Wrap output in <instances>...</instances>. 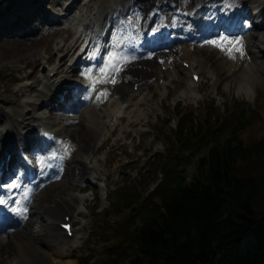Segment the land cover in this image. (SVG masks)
I'll use <instances>...</instances> for the list:
<instances>
[{
	"label": "rangeland",
	"instance_id": "1",
	"mask_svg": "<svg viewBox=\"0 0 264 264\" xmlns=\"http://www.w3.org/2000/svg\"><path fill=\"white\" fill-rule=\"evenodd\" d=\"M9 1L1 2L2 6L0 7H5ZM11 1H14V5L20 2L19 0ZM67 1L54 0L62 7ZM84 1L78 0L82 8L76 12L75 16L90 18L96 8L101 7V0L92 3L91 7L88 8ZM260 3L261 0H252L248 5L257 6ZM46 5L45 9L52 11L57 16L58 11L52 10L48 2H46ZM57 29L55 27H43L39 36L32 39V42L26 41L24 44L15 42V40H22L17 37H11L12 40H7L8 38L0 40V106H4L6 112H12L14 116L18 117L26 108L23 101H28V98H32V95L36 93V90L29 87L34 78L23 79L31 71V67L24 66L23 61L14 63L13 60H22L26 53L33 57L46 56L48 53L42 49L43 40L52 39L51 37L55 35ZM259 30L264 34V24L260 26ZM250 32L249 30L248 34L244 33L239 37H246L245 34L249 35ZM55 37V44L53 45L55 50L51 52L53 59L57 54H55V51L59 46L60 34L55 35ZM246 38L248 39V37ZM215 40H218V38ZM9 41H13V49L4 48L5 44H9ZM210 41H213V39ZM210 41L196 44L193 50V57L204 54L210 66L209 72L203 73L199 82L190 87L187 83L189 82L188 74L183 75L176 72L175 69L177 68L171 63L165 66V62H161L162 66L159 65V71L163 72L165 69L168 71L164 76L159 75L160 84L151 89L152 99L143 104L142 101L148 92L147 90H149L145 87L139 90L135 99L131 101L132 104L136 103L135 105H130L125 112L123 109L120 111L121 114L125 113L126 117L131 110L137 109L141 114L140 118L149 121L148 125L130 126L127 124V120L122 121L120 119V121L116 120L111 123V126L109 125L102 132L100 146L88 159V164L93 167L91 171L95 182L82 187L78 181H74L65 173L62 174V178L59 179L57 184L52 185L51 188L45 186L40 189L42 201L37 209L39 212L43 211L41 207H43L44 202L49 206L53 205L54 189L65 198L71 192L79 196H86L85 200L80 203L78 211L72 217L75 235L68 238V244L73 246L69 251V255L63 258L66 264H85L87 262L88 264H100V261L108 258L109 254L121 248L122 240L127 238L125 230L131 223V219L121 218L120 213L117 215L116 213L112 215V213L116 209L118 211L123 210V208L126 209L123 206L121 196L136 192L133 199H138L142 194L147 195L146 193H150L155 186L154 184L150 185L151 178L157 175V178L160 179L163 175L158 161L169 157L173 152V146L166 145V141H170L172 133L176 131V125L180 118V115H177L178 112L190 114L182 120V125L188 127L191 118L194 123H197L203 118L204 114H206L204 120L209 117V123L214 122V118L218 117L220 111L216 109L207 111L209 110L208 106L215 107L224 104L225 107L228 106L229 111H239L244 107V113L249 118V123L254 124L255 119L248 116L251 108L257 102H259L260 110L264 108V55L257 54L255 48H251L249 53L246 50L241 53L236 50L239 46L237 42L234 43L235 47L231 50L224 48L228 40L219 41L218 43H211ZM244 41L245 38L239 43L243 44ZM263 44L262 42L259 43L260 47L264 49ZM26 46L28 47L25 49ZM164 51L167 53L170 49L165 48ZM36 52L38 53L34 55ZM233 57L235 60H231ZM42 61L43 63L38 65L36 74V78L38 77L39 80L48 68L52 67L49 65L50 63ZM193 63L196 64L197 62L194 61ZM18 66L22 68L17 69ZM177 66L180 67L179 61ZM229 66L234 71H229V76L226 78V70ZM194 68L198 70L200 67L194 65ZM17 79L23 81H16ZM230 80H232V84ZM40 86L39 84L38 87ZM21 87H23L22 90H20ZM128 87L131 89V85ZM77 106L80 110L81 106L79 104ZM49 107H40V113H52ZM113 108L109 104L107 107L108 112ZM259 109L255 110L257 118L261 116L257 111ZM66 111L69 113L68 109H64L65 115ZM102 119L110 120L107 114ZM252 130L253 133H256L257 129L252 128ZM124 131L127 132L126 135H124ZM63 148L67 147L64 146ZM193 165L194 162L192 161L186 170L189 180L194 173ZM60 167L62 166L59 165L58 168ZM252 167L257 170L259 168L264 169V154L252 163ZM32 204L35 205L34 202ZM134 205L137 209L132 216L138 212V204L134 203ZM54 209L52 213L56 215ZM27 218L30 220L35 219L32 216ZM107 218L109 223L114 225L112 226V232L117 230L120 234L112 248L109 245H99L101 237H106L105 233L100 231L102 230V221ZM119 222L120 224H118ZM32 229V226H28L29 231ZM34 231L36 230L34 229ZM254 243L255 239L253 237L247 238L244 240L242 248L250 247ZM5 246L11 247L10 243Z\"/></svg>",
	"mask_w": 264,
	"mask_h": 264
},
{
	"label": "bare ground",
	"instance_id": "2",
	"mask_svg": "<svg viewBox=\"0 0 264 264\" xmlns=\"http://www.w3.org/2000/svg\"><path fill=\"white\" fill-rule=\"evenodd\" d=\"M1 2L3 3L5 0H0V6H2ZM134 2L135 0H120L119 2L120 5L123 3L121 7L122 10L128 9L126 14H123L124 18L119 22V25L124 26L126 29L129 28L131 30L130 35H136L143 29H157V24L153 23V21L158 23L157 21H160L161 19H169L172 21V23H175L176 19L180 17L181 21L180 24H178V28L182 27L183 36L193 35L196 32L192 37L189 36L191 42L179 46L174 45L169 54L162 52L156 53L155 56H152V60L154 62L153 65L148 64L146 59H136L135 56L131 55L130 51H126L124 54L115 51L114 54L116 57L127 58V62L121 63L119 60L116 61V67L119 70H114L116 74L112 75L114 72H111V75L109 76L110 78L114 79V83H95L91 100H87V103L84 104V109L81 111V113L76 111V103L73 105L71 101H69L61 108L55 109L52 107V113H49L51 116H48L39 112L38 105H47L50 101L49 98L52 99V101H56L53 99L56 97L58 98L60 91H64L67 87L72 88V86L68 82L69 79H65V75L64 78L60 76V83H63L64 86L60 87L59 90L55 91L57 88L55 82L48 84V86L45 88L42 86L41 89H37L38 85L40 84L39 78H36L38 65L43 63L42 60L50 64L53 63L54 60L52 58L51 52L55 50L53 47L55 44V35L60 34V41H63V44L57 48V51L62 52L60 65L58 67L54 66L50 68L48 73L45 74V77L48 79L49 72L55 70L62 72L65 69V72L74 73L75 69H71L69 66L66 67L67 57L75 53L83 41V37L81 36L82 32L77 33L75 28L68 27L64 30L58 28L55 32V35L51 37L52 39L46 41L43 40L42 49L44 52L48 53L46 56L33 57L26 53V56L22 60H13L14 63L23 61L25 63L24 66L31 67L30 73H28L26 76L34 78L29 87L33 90H36L37 92L35 96H32L33 99L29 100L27 103V107L29 108L28 112H23L18 117L14 116L12 112H6L4 110H2V113H0V159H2L3 153H9L12 151V148L24 146L23 144L26 143L29 132H33L34 130L40 131L41 133L54 131L60 138H64V140H66L65 145L68 147L62 150L60 156L59 154L62 147L55 143V151H57V158H59L58 164L60 163L62 166V168H57V171L61 174L68 173V175L74 181L85 183L86 180H89V177L92 174V166L88 164V159L101 144L100 132H102L101 130L106 124V121L102 119L101 114L106 112L107 105L113 101L114 108L118 107V110L128 108V105H131L130 102H128V99H130L131 96L135 94V92L132 89L130 90L127 88V84L133 85L135 82H138L140 86H145L149 90L153 89L156 83L159 82L156 80L159 79V75L164 76L167 73L165 70L163 72L159 71L160 64L158 63H160L163 59L165 64L172 63L177 68L175 71L183 75H187L189 71V74L196 71L191 70L193 63H191L189 68H185L182 65H180V67L177 66V61L182 63L183 60L188 59L182 58V56H187L191 60H195L197 62L196 65L200 67L199 71H202V73L209 72L210 66L204 54L198 55L197 57H192L193 49L196 46L192 40L199 39V34H201L206 28V23L202 25L200 23V19L206 17L205 20L208 21L210 20V17H212L211 20H215V18H219L220 20L221 16L218 14V12H214V10H216L215 6L217 4H231L235 10H239L241 8L245 10L248 8L247 3H249L250 0H180L179 5L177 3L176 6L175 2L171 1L170 6L167 5L162 8L161 5L162 9L159 10V13H156V11L152 10L153 8L158 10V5H153L151 9L149 7L145 8L142 11L144 13L143 16L140 15V12H135L136 9L132 8V3ZM108 8L109 6L105 5L100 12V16H106L109 13ZM2 9H5L7 12L13 10L14 13L18 12L19 10L16 8L14 9L12 3H7L5 7H0V17L2 16L1 14L7 15V12L4 13ZM175 9L180 13V15L176 14ZM21 10L22 13L25 14L32 13L30 12V9L22 8ZM36 10H38V12ZM68 11L71 14L72 10ZM43 12L44 11L38 6L34 8L33 14L36 15ZM153 13L156 16L154 19H152ZM253 13L256 14V18L258 20H255L254 23L250 24L249 29H254L255 31L249 34L248 39L245 37L243 50L247 49V53H249L251 48H255L256 52L264 54V49H262L259 45V43L262 42V39L258 37L261 32L257 31L261 22L264 21L262 16L264 13V4H258L256 8H254ZM10 14L11 13L8 15ZM44 14L46 15L47 13L45 12L43 15ZM184 19H186L185 23H183ZM100 21L101 20L99 19H93L89 21L80 20L79 25L81 26V29H89L92 31L91 35H94V25L98 27L102 26ZM36 24L37 23L35 21H28L25 25H21L20 28H36L37 36H39V31L41 28L36 27ZM38 24L40 23L38 22ZM211 32L212 31H210L208 35L212 34ZM10 34L15 35L17 33ZM120 36L122 38L126 37L122 34H120ZM262 37L264 38V35ZM91 39L100 40L101 37H98V34H96V37ZM176 39H180V37L177 36ZM7 40L12 39L8 38ZM127 41L130 42V38L127 39ZM15 42L19 44L26 43V41L23 40H15ZM29 42L32 41L29 40ZM143 42L152 43V41H147L146 37L143 38ZM234 43L235 41H227L224 45V48L227 45L228 49L233 50ZM13 47V41H9V44H5L4 46L5 49H13ZM27 47L28 46H26L25 49ZM37 53L38 52H36L34 55ZM231 60H235L234 57L231 58ZM105 65L106 64L103 65V68H105ZM21 68V66L17 67V69ZM229 71H234V69H231L230 66L227 68L226 78L229 76ZM105 72L106 70L104 72L101 71V73ZM189 80L190 82L187 83L191 87L194 81L191 78ZM230 83L232 84V80H230ZM22 89L23 87H21L20 90ZM70 91H68L67 94H71L72 96L74 93ZM95 92L100 97V100L98 101L93 100ZM149 94L150 92H148V95ZM142 102L145 104L147 100H143ZM68 106H70L71 110L73 111L71 114L68 113V115H65L64 109H66ZM114 108L113 110L107 112L110 122H115L116 119L113 117L119 115L118 110H114ZM57 114H59V116L52 118V116H56ZM127 115H130V113ZM119 118L122 120L125 119L124 116H120ZM142 123L147 124L148 121L143 122L139 119L127 121V124L130 126H136ZM126 134L127 132L124 131V135ZM71 143H74V145ZM49 148L54 150L52 146H49ZM67 150H70L69 155L66 153ZM31 151L32 154H34L33 156L30 154ZM46 151L47 150H43L41 152L39 146L36 144L31 150H29V155H26L25 153L22 155V157H25L26 159V167L22 176L27 175L29 172H33L36 175L39 184L44 181L43 173L42 175L39 173V168L36 167V164L30 158L33 157L36 162H39L41 157H43L41 165H43V170H46L49 168V164L52 161L51 157H49L51 154H45L44 156H41ZM60 177L62 178V176ZM58 180L59 179H55L51 183H47V185H45L52 187V185L57 184ZM37 187L33 190L34 194L37 192L34 202L36 203V209L34 210L30 205H27L25 207L26 212L24 211L25 209L22 211L24 216H33L35 218L34 220L21 217V215L16 212L12 223H4L0 221V264H66L63 258L69 255L68 250H70L71 245L64 243L65 235L63 230L57 226L55 221L59 219L62 210L76 211L79 207V204L84 201V197H78L72 193H69L67 198H64L54 189L55 194L53 196L56 197V199L53 202V208H55L54 210H56L57 215H54L52 213L53 209L44 202L42 217H40L37 208H39V203L42 200L41 193L38 191ZM1 192L2 191L0 190V195ZM12 193L14 194V192L10 190L2 192L4 197L6 196L5 200L7 201L6 203H3L4 205H9L12 203V199L9 198ZM41 222H43V225ZM28 226H32L33 229L29 231ZM34 229L36 231H34ZM8 243H10L11 246L9 248L5 246ZM65 249L66 251H64Z\"/></svg>",
	"mask_w": 264,
	"mask_h": 264
},
{
	"label": "trees",
	"instance_id": "3",
	"mask_svg": "<svg viewBox=\"0 0 264 264\" xmlns=\"http://www.w3.org/2000/svg\"><path fill=\"white\" fill-rule=\"evenodd\" d=\"M243 130L234 123L228 133L192 131L178 162L140 204L120 255L104 264H264V169L252 167L264 136ZM184 154L185 166L196 160L191 182L178 168ZM251 235L256 245L239 253Z\"/></svg>",
	"mask_w": 264,
	"mask_h": 264
},
{
	"label": "snow or ice",
	"instance_id": "4",
	"mask_svg": "<svg viewBox=\"0 0 264 264\" xmlns=\"http://www.w3.org/2000/svg\"><path fill=\"white\" fill-rule=\"evenodd\" d=\"M229 7H232V5L230 4ZM155 31V30H154ZM242 37H230V36H227V35H220L218 37V40H213V41H210L211 43H218L219 41H224V40H228V41H235L239 44L238 48H236L237 51H240L241 53H243V44L242 43H239L240 41H242ZM149 55H152L151 53ZM110 58L112 60L111 63H108L105 65V68L101 69L102 72H104L106 69L107 70H112V69H115V70H119V69H116L115 68V62L117 60H119L121 63H126L127 62V58H122V57H116L115 54H110ZM87 74V73H85ZM107 82H115L114 79L108 77V76H104L102 78H97L93 84L95 85V83H107ZM106 91V90H105ZM104 94V93H102ZM53 156H55L56 154L53 153L52 154ZM41 160H43V157H41ZM19 185H17L15 182L12 183L11 187H18ZM7 201L2 197L0 196V204H3V203H6ZM13 211H16L18 212L20 215H23V212H21L19 209H13ZM26 211V209L24 210ZM65 227H68L67 225Z\"/></svg>",
	"mask_w": 264,
	"mask_h": 264
}]
</instances>
